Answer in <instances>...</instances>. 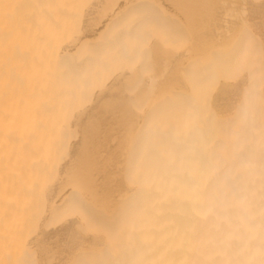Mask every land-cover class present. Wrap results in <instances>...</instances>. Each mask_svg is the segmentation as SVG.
<instances>
[{
	"label": "bare ground",
	"instance_id": "obj_1",
	"mask_svg": "<svg viewBox=\"0 0 264 264\" xmlns=\"http://www.w3.org/2000/svg\"><path fill=\"white\" fill-rule=\"evenodd\" d=\"M0 264H264V0H0Z\"/></svg>",
	"mask_w": 264,
	"mask_h": 264
}]
</instances>
